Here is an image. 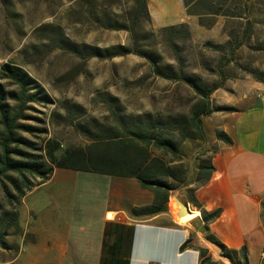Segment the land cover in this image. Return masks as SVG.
<instances>
[{
	"label": "rangeland",
	"instance_id": "374dc122",
	"mask_svg": "<svg viewBox=\"0 0 264 264\" xmlns=\"http://www.w3.org/2000/svg\"><path fill=\"white\" fill-rule=\"evenodd\" d=\"M187 1L185 7L182 0H157L164 24L158 27L151 19L133 23L131 0H0V67L15 68L29 83L23 102L12 98L19 89L0 71L3 109L18 115L14 134L26 144L20 151L41 158L47 141L61 151L76 149L119 119L179 125L199 102L183 77L210 91V107L243 87H264V0ZM183 9L196 30L179 22ZM123 51L129 54L121 56ZM2 139L0 126V147ZM74 174L99 179L91 182L97 187L108 181ZM15 180L14 174L0 178L7 247L0 248V264L11 261L21 244ZM170 201L167 209L176 213ZM14 213L18 228L8 226Z\"/></svg>",
	"mask_w": 264,
	"mask_h": 264
},
{
	"label": "crops",
	"instance_id": "0c3cea01",
	"mask_svg": "<svg viewBox=\"0 0 264 264\" xmlns=\"http://www.w3.org/2000/svg\"><path fill=\"white\" fill-rule=\"evenodd\" d=\"M146 2L150 19L162 27L157 0ZM179 22H188L192 31L197 28L195 23H189L184 9ZM257 94H264V87L247 86L232 98L221 97L216 105L231 107L235 112L214 113L202 119L205 140L180 147L185 174L170 205L176 213L167 209L154 217L133 218L130 209L153 203V195L135 180L101 176L108 181L97 187L91 182L99 179L78 180L74 174L77 172L56 169L46 183L23 198L18 209L20 248L6 264H17L22 257L26 264H202L196 249L180 252L187 240L205 249L212 264H233L206 240L208 234L228 250L244 248L248 264H261L264 101ZM217 132L225 134L231 144L217 141ZM213 146L217 150L212 154ZM203 153L211 157L213 172L206 184L195 187L196 158ZM189 189L206 212L220 211L208 231L200 212L189 202ZM41 190L43 193L34 196ZM176 200L190 214L198 215L181 221Z\"/></svg>",
	"mask_w": 264,
	"mask_h": 264
},
{
	"label": "trees",
	"instance_id": "16d2710c",
	"mask_svg": "<svg viewBox=\"0 0 264 264\" xmlns=\"http://www.w3.org/2000/svg\"><path fill=\"white\" fill-rule=\"evenodd\" d=\"M131 1L134 4L132 22L137 25L141 18L150 20L146 0ZM182 2L185 7L189 5L187 0H182ZM187 14L193 15L189 12ZM198 24L202 25L200 18ZM181 28L188 36L186 26L181 25ZM168 30L171 31L174 28ZM127 54H129L128 51H123L121 56ZM0 71L19 89L18 96L12 98H18L23 102L29 85L28 81L18 70L8 65H2ZM182 80L193 90L199 102L192 107L188 116L183 118L179 125L161 121L153 122L149 117L128 122L119 119L114 126L103 129L95 135H88L89 141L76 149L61 151L58 144L47 141L40 149L43 155L41 158L25 156L20 151L21 145L26 144L14 134L18 115L14 114L9 117L4 111L0 90V126L3 129V141L0 147V178L8 174L16 176L14 190L17 205L21 204L22 199L33 188L46 183L52 177L54 170L62 169L120 179H133L143 190L153 195V203L149 206L130 209V215L138 219L166 213L171 195L182 184L185 174L181 144L186 140L200 142L205 140L202 117H208L214 113L235 112V109L231 107H210L207 103L210 91L192 79L183 77ZM30 98L39 97L32 95ZM216 140L226 145L231 144V140L220 132L216 133ZM216 150V146H213L210 153L213 154ZM196 161L195 187H199L209 181L213 167L211 157L205 153L199 155ZM32 180L36 183H32ZM187 193L190 204L200 212L205 225L204 229L208 231V225L220 216V211L206 212L195 200L193 190L189 189ZM172 202L171 200L169 205ZM195 215H185L180 220L186 221ZM17 216V213H14L8 217V222L11 224L8 225L9 227L18 228ZM5 238L6 228L0 231L2 250L7 249ZM206 240L218 247L222 257L233 264H248L244 248L240 251L228 250L210 234L207 235ZM190 249H196L199 252L202 264H212L206 255V250L192 245L191 240H187L180 247V252ZM261 264H264V261Z\"/></svg>",
	"mask_w": 264,
	"mask_h": 264
},
{
	"label": "water",
	"instance_id": "95a60500",
	"mask_svg": "<svg viewBox=\"0 0 264 264\" xmlns=\"http://www.w3.org/2000/svg\"><path fill=\"white\" fill-rule=\"evenodd\" d=\"M176 203L177 205L179 206V210L177 212V216L180 218V217H183L185 215H189L190 214V211L188 210L187 207H185L184 205H182L178 200H176Z\"/></svg>",
	"mask_w": 264,
	"mask_h": 264
},
{
	"label": "built area",
	"instance_id": "2783aa9c",
	"mask_svg": "<svg viewBox=\"0 0 264 264\" xmlns=\"http://www.w3.org/2000/svg\"><path fill=\"white\" fill-rule=\"evenodd\" d=\"M256 97L262 101H264V94H257Z\"/></svg>",
	"mask_w": 264,
	"mask_h": 264
}]
</instances>
